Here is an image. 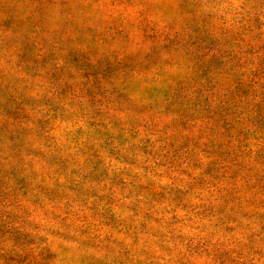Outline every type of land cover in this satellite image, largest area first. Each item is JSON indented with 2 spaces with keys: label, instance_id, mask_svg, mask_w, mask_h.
I'll return each mask as SVG.
<instances>
[{
  "label": "clouds",
  "instance_id": "1",
  "mask_svg": "<svg viewBox=\"0 0 264 264\" xmlns=\"http://www.w3.org/2000/svg\"><path fill=\"white\" fill-rule=\"evenodd\" d=\"M0 264H264V0H0Z\"/></svg>",
  "mask_w": 264,
  "mask_h": 264
}]
</instances>
